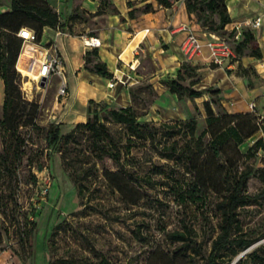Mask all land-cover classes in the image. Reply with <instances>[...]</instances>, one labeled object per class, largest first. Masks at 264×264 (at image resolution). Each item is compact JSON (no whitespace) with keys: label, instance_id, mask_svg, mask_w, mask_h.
Segmentation results:
<instances>
[{"label":"trees","instance_id":"16d2710c","mask_svg":"<svg viewBox=\"0 0 264 264\" xmlns=\"http://www.w3.org/2000/svg\"><path fill=\"white\" fill-rule=\"evenodd\" d=\"M140 1L145 2L143 7H138L137 1L128 2L131 18H135L139 11L145 13L153 11L154 2L162 7H171L178 0ZM106 3L102 2V6ZM185 4L187 12L193 15L198 25L197 32L200 36L204 31L215 32L221 36L223 31L230 29L231 33L236 35L237 44L234 46L229 42L236 52L232 62H237L248 55L257 58L262 56L254 33L248 29L238 32L232 23L226 0H185ZM1 5L2 0H0ZM101 13L103 7L96 12V14ZM215 14L218 15V21L215 20ZM71 19L72 15L63 20L61 14L47 0H10V10L0 11V79L4 84L3 116L0 118L2 137L0 182L2 179L6 181L17 178L16 162L24 153L21 127L38 128L35 119L37 106L35 107L33 102L24 100L21 92V77L15 70L24 43L18 33L22 28L31 29L36 33L39 43L51 45V42L44 41V29L50 27L67 32ZM249 45L252 52L248 54L245 51ZM85 67L102 76L113 77L94 47L86 52ZM195 73L196 79L185 84L187 76L193 77ZM199 82L197 67L191 61L184 62L175 77L168 75L163 80L170 92L178 95L179 98L191 99L204 94V90L195 88ZM205 91L210 94V100L204 102L206 127L199 134L196 117L159 122L143 120L142 116L147 114L145 110L154 100L156 92L152 84H140L131 88L134 105L115 108L107 102L91 100L87 122L77 123L67 134H62L59 123H52L45 139L48 147H53L63 138L67 143L79 133L87 132L97 158L102 160L108 157L116 164L115 169L103 168L101 175L106 180L107 186L129 206L128 209L131 211L126 215L136 214V210L133 209L141 205L146 195V187L151 186V179L147 180L137 169H129L126 166L124 163L126 157L133 154V150L136 149L138 153L142 152L141 158L146 159L145 161H152L156 155L172 162L174 171H182L183 174L190 175L186 182L180 183L176 179H172L173 182H166L172 189L178 205L183 208L200 205L204 204L210 194L217 196L215 204L217 224L214 226L217 234L208 255L209 264H264V241L257 243L264 238V233L253 236L244 231L239 213L241 208L264 200V186L255 194L248 192L250 179L260 171V168L255 169L250 160L260 151L264 152L263 119L257 111L229 112L220 102L219 89L209 88ZM151 94L152 99L149 96ZM216 104L223 108L222 112L214 110ZM139 107H143L142 112H138ZM108 123L121 125L124 134H114L109 129ZM259 132L262 135L243 151L241 147ZM137 155L133 154V157ZM86 163L89 164L90 161ZM154 167L157 171L154 173L164 174L161 166ZM93 174H99L94 164L82 168L80 175L69 173L78 186L82 208L72 214L76 221L65 218L54 226L45 243V264H125L117 250L120 247L117 241L122 237L119 232L113 244L115 252L111 255L96 245L102 229H106L104 221L120 222L125 214L115 212L112 216H107L99 212L103 207L102 202H91L88 198L84 201L89 189L88 180ZM260 177L264 184V175ZM85 180L87 182H84ZM2 195L0 184V246L11 232L17 233L20 241L29 243L37 228L36 222L22 224L17 215L15 224L13 225L12 222L9 224L10 215L4 208L7 205L2 202ZM163 234L167 240L179 244L171 253L164 251L163 246L156 243L157 234L151 223H147L145 229L142 228V223L130 229V238L133 241L143 246H153L147 264L151 257L161 256L160 264H169L192 250L196 253L201 252V246L195 239L197 232L185 218H182L180 227L174 230L163 229ZM71 237L74 238L77 246L67 244V248H64L62 243ZM61 247L63 250L60 252ZM241 254L242 256L234 262Z\"/></svg>","mask_w":264,"mask_h":264},{"label":"rangeland","instance_id":"374dc122","mask_svg":"<svg viewBox=\"0 0 264 264\" xmlns=\"http://www.w3.org/2000/svg\"><path fill=\"white\" fill-rule=\"evenodd\" d=\"M102 2L108 4L110 0H103ZM5 4L6 0H2L0 11L6 10ZM214 17L218 21V15L215 14ZM103 25L104 21L95 19L92 12L77 5L72 13L68 32L76 35L95 34L98 28ZM220 37L234 46L237 44L236 35L231 33V29L223 31ZM245 52L248 54L252 52L251 45ZM42 55L39 50L37 57L41 58ZM18 59L15 70L21 77V92L24 100L33 102L34 106H37L35 119L38 128L32 129L29 126H22L20 129L24 139L22 147L24 153L21 159L16 162L17 178L6 179V181L2 179L0 182L3 194L2 202L7 205L4 208L10 215L9 224L12 222L14 225L18 215L22 224L35 221L37 228L29 243L20 241L17 233L11 232L8 237H5L0 246V264H45V243L54 226L65 218L76 221L72 214L82 208L78 186L69 173L80 175L82 168L90 164H94L98 168L99 174H93L88 180L89 189L84 201L88 198L91 202H102L103 207L99 212L107 216H112L115 212L125 214L120 222L104 221L106 229H102L99 241L96 242L97 246L111 255L115 252L113 244H115L116 234L119 232L122 237L117 241L120 244L117 250L122 261L125 264H147L153 246H143L137 241H133L130 238V229L135 228L138 223H142V228L145 229L147 223H151L157 234L156 243H160L164 251L171 253L178 248L179 244L167 240L163 234V229L174 230L180 227L182 218H185L187 223L197 232L195 239L201 246V252L196 253L192 250L169 264H209L208 255L213 239L217 234V229L214 228L217 224V215L215 214L217 196L210 194L204 204L189 205L183 208L178 205L172 189L168 187L166 182H173L172 179L179 180L180 183L186 182L190 175H185L182 171H174L172 162L156 155L152 161H145L146 159L141 158L142 152L138 153L135 149L133 154H138L137 157H133L131 154L126 157L124 163L129 169H137L147 180L151 179V186L146 187V195L141 205L133 209L136 210V214L133 216L126 215L130 214L129 206L122 202L119 195L107 186L106 180L101 175L103 168L115 169L116 164L108 157L102 160L97 158V153L94 151L87 132L79 133L76 138H72L67 143L63 138L53 147H48L45 139L46 132L52 123L59 122L62 102L66 99V97L58 96L60 77L52 75L42 86V80H32L31 75L33 74L26 71L29 69L27 67L29 55L24 54L20 60L19 67L22 71L18 69ZM195 79L196 73L193 77L187 76L185 84ZM149 96L151 99L153 98L152 94ZM3 101L4 84L3 80L0 79V118L3 116ZM145 105L146 103H144ZM28 106L30 105L28 104ZM143 107H139L138 112H142ZM222 109L219 104L214 105L216 112H222ZM194 117L198 119L197 133L199 134L206 127L205 109L203 113L197 112ZM108 127L116 135L124 134L121 125L108 123ZM260 134L261 132L250 138L241 149L246 151ZM1 145L2 137L0 136V147ZM86 161H90V163L87 164ZM250 163L255 169L260 168V171L250 179L248 184V192L255 194L264 186L260 177L262 174L264 175V152L260 151L250 160ZM154 166H161L164 174L157 175L154 173L157 172ZM40 167L41 169H39ZM239 213L244 231L253 236L264 233V200L241 208ZM263 241L264 238L257 243ZM65 242L62 243L64 248H67L69 244L77 246L73 237L68 238ZM63 247H61L60 252ZM161 262L162 257L156 256L150 258L149 264H160Z\"/></svg>","mask_w":264,"mask_h":264},{"label":"crops","instance_id":"0c3cea01","mask_svg":"<svg viewBox=\"0 0 264 264\" xmlns=\"http://www.w3.org/2000/svg\"><path fill=\"white\" fill-rule=\"evenodd\" d=\"M47 1L63 20L80 5V8L92 12L95 19L104 21L95 34L76 35L50 27L44 29V41L51 42L64 61L63 76L69 92L62 102L58 122L62 134H67L77 123L87 122L91 100L107 102L115 108L134 105L131 88L140 84H152L156 92L145 110L147 114L142 116L143 120L190 119L197 112L203 113L204 102L210 100V94L205 90L213 88L220 90V102L229 112L251 111L250 105L255 103L264 124V22L254 32L262 53L260 58L248 55L237 62L216 66L211 63L209 49L205 47L203 54L191 61L200 76L195 88L204 90V94L193 99L179 98L170 92L163 80L168 75L175 77L181 65L189 61L182 51V43L188 35L185 27L198 31L193 15L187 12L185 0H178L171 7L154 2L153 11H139L135 18L129 15L128 2L137 1L138 7H143L145 2L110 0L109 4L102 6V0ZM226 5L234 25L264 14L263 0H226ZM4 7L5 11L10 10V0H6ZM101 7L103 13L96 14ZM201 35L205 42L208 36L204 32ZM91 37L101 40L96 49L99 58L113 74L112 78L86 69L85 55L92 50L86 41ZM122 79L127 83L118 81ZM112 81L116 83L110 87Z\"/></svg>","mask_w":264,"mask_h":264},{"label":"built area","instance_id":"2783aa9c","mask_svg":"<svg viewBox=\"0 0 264 264\" xmlns=\"http://www.w3.org/2000/svg\"><path fill=\"white\" fill-rule=\"evenodd\" d=\"M263 22L264 14H261L253 18L246 19L244 22L236 24L235 27L238 32H240L242 29H248L254 33L262 26ZM185 29L188 30V35L182 43V51L187 60L193 61L197 57L201 56L205 47L209 49L211 63L216 66H223L225 63L230 62L236 57V52L232 45L220 37L217 33L204 31V35L208 36V39L204 42L202 35L200 36L193 28L185 27ZM56 31L61 32L57 29ZM18 35L24 41L18 59V69L22 71V69L19 67L20 60L24 54H28L29 59L27 67L31 70L39 67L37 71L38 74L31 75V79L34 81H41L44 77L48 79L52 75H57L60 77L58 96L63 98L67 97L69 91L67 82L63 76L64 61L61 55L56 52L51 45L39 43L37 41L36 33L31 29L22 28ZM86 44L89 47L98 48L101 45V40L97 37H91L86 41ZM39 50L43 54L41 58L37 57ZM118 81H120L122 84L127 83V80L125 79ZM115 83L116 82L112 81L109 86L113 87ZM250 108L251 111H257L255 103H252Z\"/></svg>","mask_w":264,"mask_h":264},{"label":"water","instance_id":"95a60500","mask_svg":"<svg viewBox=\"0 0 264 264\" xmlns=\"http://www.w3.org/2000/svg\"><path fill=\"white\" fill-rule=\"evenodd\" d=\"M46 81H47V79L44 77V78L42 79V81H41V85L44 86V85L46 84ZM241 256H242V254H241L240 256H238V257L235 259L234 262H236Z\"/></svg>","mask_w":264,"mask_h":264},{"label":"bare ground","instance_id":"6f19581e","mask_svg":"<svg viewBox=\"0 0 264 264\" xmlns=\"http://www.w3.org/2000/svg\"><path fill=\"white\" fill-rule=\"evenodd\" d=\"M23 57V56H22ZM39 69V67L38 68H34V69H32V70H26V71H30L33 75H37L38 74V72H36L35 70H38Z\"/></svg>","mask_w":264,"mask_h":264}]
</instances>
